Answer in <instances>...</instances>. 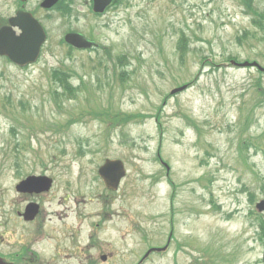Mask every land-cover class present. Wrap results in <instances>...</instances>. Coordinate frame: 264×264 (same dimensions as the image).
<instances>
[{
  "label": "rangeland",
  "instance_id": "374dc122",
  "mask_svg": "<svg viewBox=\"0 0 264 264\" xmlns=\"http://www.w3.org/2000/svg\"><path fill=\"white\" fill-rule=\"evenodd\" d=\"M63 1L73 7L72 17L42 10V0L24 3L48 36L36 64L19 70L0 59V252H18L35 233L15 217L23 208L14 190L18 177L46 174L56 187L43 204L51 221L41 234L47 236L51 228L57 234V216L66 213V222L80 231L82 242L87 227L84 220L79 225V218H105L100 212L112 216L96 234V264H137L149 246H163L169 232V253L152 255L145 264H262L264 212L258 213L255 204L264 200V158L250 154L257 149L264 153V140L251 143L250 133L263 134L264 109L253 108L250 132L246 121L250 106L257 103L253 84L260 81L264 89V75L223 67L229 56L241 62L262 48L252 39L254 33L261 37L240 11V2L126 0L95 18L89 0ZM257 5L261 9L264 0ZM20 6L17 0H0V20ZM67 32L83 33L104 45L111 55L108 70L90 72L104 49L69 52L62 43ZM245 33L249 39L238 45L237 37ZM181 43L187 50L183 64L177 55ZM62 67L76 69L85 90L98 93L86 99L82 92L84 101L77 95L58 109L52 101H60L61 94L49 74ZM78 80L69 81L77 86ZM185 84L188 90L170 95ZM77 101L136 114L138 120L105 130L88 112L78 113ZM241 106L246 108L240 119ZM69 120L76 121L64 127ZM240 120L235 154L229 133L234 134L233 125ZM207 141L222 149L216 158L213 148L209 156L200 152ZM158 152L170 166L168 176L155 159ZM105 159L125 164L127 176L117 195H107L97 176ZM38 244L32 247L44 256L53 253L56 243L45 239ZM102 255L106 262L100 261ZM55 264L67 262L55 258Z\"/></svg>",
  "mask_w": 264,
  "mask_h": 264
},
{
  "label": "water",
  "instance_id": "95a60500",
  "mask_svg": "<svg viewBox=\"0 0 264 264\" xmlns=\"http://www.w3.org/2000/svg\"><path fill=\"white\" fill-rule=\"evenodd\" d=\"M25 1V0H20ZM113 0H94V12L102 13L104 9L110 5ZM57 0H44L41 4L43 8H51ZM9 26L0 29V56L7 57L12 63L20 65V67L36 61L41 45L44 43L46 35L39 22L34 17L25 12L24 10H18L15 17L9 21ZM13 28L20 30V34L17 36ZM66 43L77 48L87 49L94 45L93 42L87 41L82 35L68 34L65 39ZM242 67L255 66L254 64L241 65ZM184 90L183 88L173 90L171 93ZM99 175L103 178V182L107 189L116 190L119 180L124 176L123 164L120 161H108L99 169ZM50 186V180L47 178H28L26 181L18 185L17 190L21 192L30 191H44ZM260 210H263L264 205L258 206ZM35 210L31 206L26 207L24 214L27 220L33 219ZM264 262V253H263ZM0 264H8L0 259Z\"/></svg>",
  "mask_w": 264,
  "mask_h": 264
},
{
  "label": "flooded vegetation",
  "instance_id": "af4514ba",
  "mask_svg": "<svg viewBox=\"0 0 264 264\" xmlns=\"http://www.w3.org/2000/svg\"><path fill=\"white\" fill-rule=\"evenodd\" d=\"M90 2L88 1V5ZM54 191V188L46 194L41 195H21L20 200L21 203H36L39 205L38 215L34 219V221L27 223L31 227L36 228L34 235L28 237L29 246L25 247V251H22L20 255L15 254L13 259L0 254V257L6 259L7 261L13 262L14 264H55V258L61 259L62 261H66L68 264H73L75 261L78 263L84 264H96L97 254L96 253V245L93 242V237L96 234L97 224L95 223L96 215L87 216L83 219H80L79 225L83 223L86 225L87 229L85 230V236L83 237L82 242H79L80 234L78 230L74 228L73 224L66 222V214L58 216V220L60 221V230L57 234L53 233L55 228H51L47 235V240L56 243L53 249L52 254L42 256L41 253L34 250V244L38 243V241H43L46 239L44 234H41L42 225L46 224V222H50L51 218H47V214L44 212L43 204L45 199L50 196ZM19 211H15V217L20 216ZM86 219L88 222H86ZM41 234V235H40ZM42 256V257H41Z\"/></svg>",
  "mask_w": 264,
  "mask_h": 264
},
{
  "label": "trees",
  "instance_id": "16d2710c",
  "mask_svg": "<svg viewBox=\"0 0 264 264\" xmlns=\"http://www.w3.org/2000/svg\"><path fill=\"white\" fill-rule=\"evenodd\" d=\"M254 0H242V3L247 8V10L252 11V5ZM59 5V4H58ZM57 11L60 12L58 7L56 8ZM69 10L66 12L68 13ZM65 14V13H64ZM256 14V13H255ZM253 24L258 27L264 26V18L263 13L260 16H257L253 19ZM179 55L180 59L183 60L184 58V44H180L179 48ZM73 76H77L76 70H74L72 67H62L55 68L51 70L50 72V80L55 86L56 90L61 91V97H65L66 100H71L75 97V94L77 93V90L79 88H73V85L71 83V78ZM53 95V93H52ZM101 119H104L109 125H127L129 123L136 122L138 120L137 115H129V114H121V113H110L108 114L107 111L99 112L98 116ZM106 118V119H105Z\"/></svg>",
  "mask_w": 264,
  "mask_h": 264
}]
</instances>
